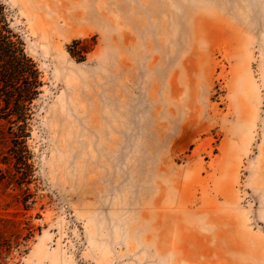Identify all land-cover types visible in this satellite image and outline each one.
I'll list each match as a JSON object with an SVG mask.
<instances>
[{
	"label": "rangeland",
	"instance_id": "obj_1",
	"mask_svg": "<svg viewBox=\"0 0 264 264\" xmlns=\"http://www.w3.org/2000/svg\"><path fill=\"white\" fill-rule=\"evenodd\" d=\"M0 4L42 83L0 264H264V0Z\"/></svg>",
	"mask_w": 264,
	"mask_h": 264
},
{
	"label": "trees",
	"instance_id": "obj_2",
	"mask_svg": "<svg viewBox=\"0 0 264 264\" xmlns=\"http://www.w3.org/2000/svg\"><path fill=\"white\" fill-rule=\"evenodd\" d=\"M41 86L37 67L9 29L4 7L0 4V118L13 119L15 125L22 123L18 127L19 133H11L16 166L24 164L29 167L21 154L24 149L23 127L25 118H30L31 105Z\"/></svg>",
	"mask_w": 264,
	"mask_h": 264
}]
</instances>
